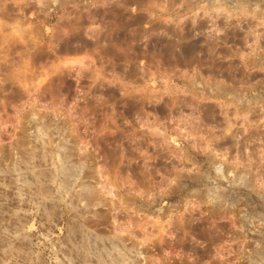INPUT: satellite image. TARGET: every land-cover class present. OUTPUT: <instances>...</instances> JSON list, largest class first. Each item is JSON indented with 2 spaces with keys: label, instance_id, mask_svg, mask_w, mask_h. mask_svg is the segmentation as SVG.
Returning <instances> with one entry per match:
<instances>
[{
  "label": "rangeland",
  "instance_id": "374dc122",
  "mask_svg": "<svg viewBox=\"0 0 264 264\" xmlns=\"http://www.w3.org/2000/svg\"><path fill=\"white\" fill-rule=\"evenodd\" d=\"M0 264H264V0H0Z\"/></svg>",
  "mask_w": 264,
  "mask_h": 264
},
{
  "label": "bare ground",
  "instance_id": "6f19581e",
  "mask_svg": "<svg viewBox=\"0 0 264 264\" xmlns=\"http://www.w3.org/2000/svg\"><path fill=\"white\" fill-rule=\"evenodd\" d=\"M203 25V24H202Z\"/></svg>",
  "mask_w": 264,
  "mask_h": 264
}]
</instances>
